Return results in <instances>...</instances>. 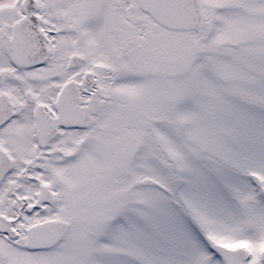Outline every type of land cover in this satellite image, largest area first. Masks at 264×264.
Listing matches in <instances>:
<instances>
[{"label":"snow or ice","instance_id":"6c2138e0","mask_svg":"<svg viewBox=\"0 0 264 264\" xmlns=\"http://www.w3.org/2000/svg\"><path fill=\"white\" fill-rule=\"evenodd\" d=\"M0 264H264V0H0Z\"/></svg>","mask_w":264,"mask_h":264}]
</instances>
